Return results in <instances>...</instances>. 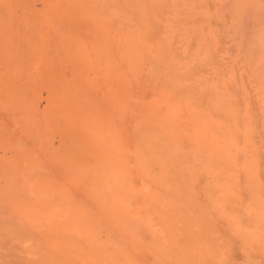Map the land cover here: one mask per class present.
<instances>
[{"label":"bare ground","instance_id":"bare-ground-1","mask_svg":"<svg viewBox=\"0 0 264 264\" xmlns=\"http://www.w3.org/2000/svg\"><path fill=\"white\" fill-rule=\"evenodd\" d=\"M155 1L160 2L159 0L158 1L155 0ZM6 2H8V4H9V2H11V0H0V10L1 9L4 10L7 7L5 10L6 13L4 11L2 12L5 16H2V17L0 16L1 17L0 18V63L3 64V66H2V64L0 66V67H2V68H0V71L1 70L4 71V76L3 75H0V76H1V78L6 76L5 78L7 79L6 81L3 80V82H5V83H0V90L1 89L3 90V87H5V86H6L7 90L9 89V88H7V84H9V83L12 84L14 82V75L16 76V74H17V76H18V74H19V77H15L16 79L17 78L20 79L19 82L21 81L20 75L25 77V79L24 78H22V79L25 80L24 81L25 84L27 83V87H25L27 90L26 89L23 90L25 84H23L24 85L23 86L22 82H20V83H21V86L23 87V89L20 88V85H19L20 83L17 82L18 79L15 81L16 83L12 84V85L15 84L14 87L16 86V84H17V86H19L18 87L19 93L21 91L20 89H22L24 91V93L21 92L22 93L21 99L23 100V103L22 102L20 103L19 99H17V97H19L21 93L20 94L18 93L19 96H17V94H14L16 96L12 95L13 92L9 93L14 99L10 98L9 94H8V91H10L11 89L6 91L7 94H6V92H4V94L6 95V98L15 100V101L11 100L13 103L21 104V105H18L20 107H17V105H15V107H13V105L7 104V107H8V105L10 106V108H11V106L13 107V110L12 109H10V110H12L11 113H13L14 117L12 115L10 118H12V117L13 118H15V117L20 118L18 121H17V119H16V121H14L15 119L12 120V121H14L13 122L14 125L16 123L17 124L19 123L18 125H22V122H23V124H25V127L23 126L25 128V131L22 128L21 129L26 133H24L22 131L21 134H23V135L25 134V135L22 136L23 139H21L19 137L21 135L18 134L21 132L20 127H19V129H17V130H19L20 132L18 131V133H16L17 132L16 130H15L14 134L11 133V131H10L11 136L15 135V133H16V136H18V137H15V136H14L15 138L11 137V136L9 137L7 135L8 134L7 132H5L7 134H5V133L2 134L5 130L4 127L6 128V130L8 128L7 117L9 115L8 111L7 110L4 111V109H3L2 113L5 114V115H3L5 118L2 115H1V118H4L5 120L3 119L4 122L1 121L2 119L0 120L1 121L0 132H2L0 134L1 135L0 140L2 138L1 141L4 140L3 142H6L5 144L8 145V146L7 145H5V146H7L8 149L10 148L11 150L10 149L9 150L11 152L13 151L12 152L13 154H12V156H10L9 159H11V162H14V163L10 164V166L12 165V167H9V165H8V167L7 166L4 167L2 165L3 167L1 170H3V171H0V172L2 174H4L3 176L6 175V177H7V175L10 177L13 176V178L11 177V178H8V180H7V181H9V180L13 179V181L12 180H11L12 182L6 181L7 184L11 183L9 185H13L17 181L19 186H21L20 189L21 188L22 189L20 190L18 187L17 190L22 191L21 195L23 193H25V194H23L24 196L22 195V197H24V198H22L20 195V192H19L18 194L20 196L16 195V197L17 196L20 197L18 199H20V200L23 199L22 201L25 202V200H27V199L29 200L30 197L34 198L35 202L33 201L34 204L31 203V204H33V206H31V207H30V205H31L30 202H29V205H26V202H25V207H24V205L20 204L22 202H20L16 199V202L17 201L20 202V203L17 202L18 204H20V206H17V207L18 208L21 207L23 210L24 209L26 210V212L23 213L22 209H18L19 212L22 210L21 212L23 213V215L26 213L28 215H25V216H28V217L34 219V221L32 220L33 222H30L31 220L29 222H27V220H24L27 218L23 217L22 213L19 214L18 211L16 212L24 218V219H22L21 216L19 217L20 220H23L22 221L23 224H24V221H26L27 223H30V224L32 223V228H30V232L31 231L33 232L34 229H35V231H39V230L43 231L42 229H44V232H42V233H45L46 236L48 235L47 238L50 239L48 243H50V245L52 246L51 251H52V253H54V255H55V251H57L58 254L59 253L61 254L60 251H65V254H61L62 256L63 255L66 256V254L71 252V251L72 252L74 251L73 254H75L76 253L75 251H77V253H76L77 255H78V251H87V253H88L87 257H86V255H84L82 253H81L82 254L81 256L82 257L84 256L85 259L87 258L86 260H87L88 264H94V263L100 264L102 262V261L99 262L97 260L95 254H94V251L95 252L99 251L102 254V256H103V254L105 255L107 253V251H121L122 255H120L121 253L120 254L118 253V254H119V256H122L123 258L122 257L119 258L117 255V259H115V257L113 256V258L115 260H117V261L114 260L115 264H117L120 261H122L123 263H118V264H182V262H178V261H180V259L178 260V258H176V256H175V253L178 251H186V252L189 251L188 255L191 254V252H193V251H196V253H199L200 251H202L201 253H199V254H201L200 256H198V254H196V253H192L195 255L189 256V257H191V259L188 257V259L191 263H192V257L195 258L194 256H198L197 257L198 259L200 257V261H202L201 257H202V253H204V252H205V254H203V256L204 255L206 256V254H207V257H206V259L208 258L207 261H209V258H211V256L214 255V256H212V259H210V260H211V262L212 261L215 262L217 260V257H215V256H217L218 253L220 254V252H221L220 248L223 245L225 247L228 245H231L230 248H228L229 246L226 248L223 246L222 248L225 249L224 250L225 252L229 251V252L225 253L226 257L228 255V253H230V251H231L232 257L234 258L233 260H235V262L232 259L231 260L233 262H231L230 260H228V261L231 262L232 264L233 263L237 264L238 261H240V260H244L241 262V264H246V263L252 264L250 260L254 256L251 255V257L253 256L251 258L249 256L250 254L248 255L247 250L250 251L251 247L254 246L253 248L255 249L257 246H259V249H261V251H264V215H263L264 214V212H263L264 211V205H263L264 199H263V197L260 196V193H262L263 194L262 196H264V188H262L264 186V183L261 184L262 183L261 179L264 180V166H263L264 161L261 160V162L263 163V165H262L260 160H259L260 157L258 159V156H261V154L264 152V149H263V147H264V131H263L264 130V128H263L264 127L263 126L264 119H262V117H264V116H262L263 114L262 115L258 114V113L254 114V115L258 114L259 116H256V117H259V118H260V116H262L261 120H263V121H261L260 119H258L256 122L257 118L254 117L255 118L254 124L256 125V123H258V121H259V123L261 121V125H262L261 126L258 123L256 126L260 130L257 129L255 126L256 131H253L254 129L252 130L253 126L250 123H246L244 120H242L241 121L242 124H243V122L246 123L244 136L242 135L243 132L241 134H240L241 131L238 132L239 130H241V128H238L239 126H237L236 123H235V126L233 125L234 123L232 125H230L229 127L232 126L231 128H229V127H227V125H225L227 130H224V128H223V131H222L221 127H224L223 124H227L226 122H224L222 124L223 120H225L226 115L229 116L230 114H233V113L235 114L239 109L243 110V108H241L240 105L241 106L244 105L245 110L243 111V113L246 111L244 114L245 115L247 114V116L252 115L256 111L258 112V110L259 111L263 110L264 106L262 107V106H260V104H258V103H261L259 100L262 98V94L260 93V91H258L257 93L258 94L260 93L261 97H259L256 93V95H257L256 98L257 97L260 98V99L257 98L258 101L255 100L256 99L255 97L254 98L252 97L253 94L251 92L250 93L248 92V94H250V95L252 94L251 96L242 97L244 95H248L247 91H245L246 89L245 90L242 89L243 83H241V82H243V81L240 82L242 84V86H239L240 83L237 84V81L235 80V75H234V77L230 76V78L228 79V77H227V79L229 81H231L233 84L231 82L227 81L226 87L228 86L230 88L229 89H228V87L227 88L223 87V88L225 89V91H227V89H228L227 92H230V95L233 92H235L236 94H238V92H239V94H241V97H240V96H236L234 93L236 100L235 99L232 100L226 96L227 94L225 95V93H227V92H225V93L223 92L224 89L222 88V86H220L221 83L219 81H218L219 83L218 82L216 83L212 79H211L212 81L207 80V83L210 82L209 84H211L210 88H208L209 86H205L207 84L205 81L206 80L205 77L203 80V78H201L203 76H200V73H193L194 75L191 73L194 76L193 78L196 81L201 80V84H203L202 80L205 81L203 84L205 87H204V90L202 91L204 97H205L206 91H208L211 88H214L217 93H218V91H221V89H222L223 90L222 93L224 95L220 94V95H222L221 97L225 96L227 98L222 99V102L221 101L220 102L223 103V100L225 102V101H227V99H229L228 102H230L231 105H233L232 103H234L233 107L229 104L230 106L229 105H228V107L226 106L227 107V109H226L223 104L221 105V103H219V100L215 101V99H214V101H213V98H209V100L210 101L212 100L211 102H213L211 104V102H209L207 97H205L206 98L205 100L202 99V100H204V102L202 103L203 105H202L200 103L202 100L198 99V97H197V96H199L200 92L197 93L199 90L196 91V88L198 87L197 85H199V87H198L199 89L202 87L200 82H199V84H198V82H196L197 85L195 83V86H197V87L194 86V90L192 89L193 87H191V86H190L191 89L189 90L188 88H186V85H183L185 83H182V81L184 82V80H182V79H184L183 76H180V78H182V79H179V77H177L179 79L178 80V79H175V77L171 76L172 77L171 78L168 75V71L166 72L167 69H165V68H167L169 65L166 67V65L164 66L161 64V66H163L164 68L161 67V69H159L157 66L160 65V62L158 61L160 58H162V59H160L161 62H162V60L164 63L166 61L167 64H170V67H173V66H171L172 65L171 62L169 63V61H170V55L169 54L172 52V49H170V48H173L171 46L173 45L174 42L171 43L172 45H170V42H168V40H167L169 38H166V36L164 37L166 39H164V38L160 39V37L162 38L163 35L160 36L161 34H159V33H161L163 31V29H161L162 30L161 32H160V28L157 29L161 25H158L159 22H157V19H156L157 18L156 15L158 14L157 12L161 13L162 10L164 11L165 6L163 7V5H165L167 3H162L161 5H159L160 3H158L155 5V3L152 0H151V2L149 0V2H148V3H150L149 4L150 7H149L148 5H146L144 3V0H42V2H43L42 5H43L44 9L40 8V10L42 12V14H40V13H38L40 11L34 10L36 8H34V7H33L34 9L31 8V6L29 5V3L31 2L30 1L28 4L26 3L27 5L26 4L24 5V6H27V7H25L26 10L23 8L25 11L22 12L20 10L21 11L20 13H23L22 14L23 16H19L20 14L19 15L17 14L15 7H13L14 5L13 6L8 5L9 6L8 7V6H6L7 5ZM235 2H237V1H235ZM219 3H221V2H219ZM35 4H37V3H35ZM31 5L34 6V4H31ZM169 5L166 7H170ZM1 6L2 7L5 6V8H2ZM160 6H162L161 8H164L161 11H159L161 9ZM171 7H172V5H171ZM38 8H39V6H38ZM147 8H151V10H154V12L156 10V13L154 14V12L151 11L152 14H149L150 16H146V14H142L141 10H144ZM125 9L126 10L128 9V10L126 11ZM138 9L140 10L141 15H137L139 13ZM42 10H44V11H42ZM129 10H130V12H132L131 14H133L132 17L135 15L138 17L141 16L139 18L138 23L136 25H134V27L132 26L133 24L130 25V21L132 22L133 18L130 17L131 14H130V12H128ZM135 10H138V11L136 12ZM35 11H38V12H35ZM174 11H176V10L174 9L172 12L174 13ZM185 11H186V9H185ZM25 12H26L27 16H28L29 12L30 13L33 12V14L35 13V16L33 17V14L31 13L32 17H31V15H29V18H31V19H29L27 16L24 17ZM134 12L136 14H134ZM168 12L171 13V11H168ZM36 13H38V14H36ZM163 13L165 14V12H163ZM176 14H177V12H176ZM196 15H198V14H196ZM204 15H205V13H204ZM17 16H19V19L24 17L25 18L24 20H26V21L21 23V22H18L19 21L18 20L17 21L18 23H17L16 22L17 19H15V17H17ZM136 16L134 18L137 19ZM168 16H169V14H168ZM170 16L172 17L171 14H170ZM209 16L211 17L210 14H209ZM160 17H162V19L164 18L163 15ZM27 19L29 21H27ZM168 19H171V18L169 17ZM206 19H207V17H206ZM24 20L22 18L21 21H24ZM164 22H165V20H164ZM173 22H175V21H173ZM177 23H180V22H177ZM185 23H186V20H185ZM184 24H181V25H184ZM21 25H23V26L21 27ZM218 25H220V24L218 23ZM128 26L131 27V29L128 28ZM156 26H158V27H156ZM24 27L26 28V30H24L25 29ZM207 27H208V25H207ZM27 28H29V30L32 29L31 30L32 32L29 31V33L27 34V37H26V33H24V31H27L28 30ZM98 28H100V29H98ZM161 28H163V27H161ZM186 28H188V27H186ZM21 29H23V30H21ZM96 29H98L97 32H95ZM165 29H166V27H165ZM189 29H191V28H189ZM193 29H194V27H193ZM204 29H206V28H204ZM22 33L25 34L24 38L22 37L23 36ZM173 34H171V35L173 36ZM171 35H169V37ZM185 35H188V34H185ZM189 35H190V33H189ZM196 35L199 36L200 34H196ZM176 36H177V34H176ZM180 36H182V35H180ZM180 36H177L176 39L178 40V37H180ZM170 38L172 39L173 37H170ZM186 38H187V36H186ZM199 38H200V36L197 37L198 40H199ZM171 39H169V40H171ZM163 40H165V41H163ZM177 40H175V42ZM156 41H159V43L161 42V44L162 43L163 44L161 45V48L159 47L160 44L158 46L159 48L156 45L157 49L155 48L156 50H153L151 48V46ZM210 43H212V42H210ZM261 44H263V43H261ZM224 46H225V44H224ZM159 49H161L162 52H160V55H159L160 58L157 59V56L155 57L154 55L159 54V52H158ZM174 50L175 49H173V52L176 53V55H178L177 52H175ZM154 51H156V52L154 53ZM204 52H206V51H204ZM204 52H200V53L207 54ZM194 54L195 53H193V55ZM211 54H212V52H211ZM162 55H164V58ZM183 55H184V53H183ZM186 55H188V54H186ZM193 55L191 54V56H193ZM178 56H180V55H178ZM197 56H199V54H197ZM70 58H74V59L70 62ZM181 58L179 57L178 59H181ZM166 59L167 60L169 59V60L167 61ZM199 59H200V57H199ZM156 61L159 62L158 63L159 65L156 64ZM209 61L211 62V60H209ZM209 61L207 60V63H205V61H203L205 63V66H206V64L209 63ZM197 62H198V60H197ZM203 62H201V63H203ZM174 63H175V61H174ZM181 63H184V62L181 61L180 63H178V65L176 64L177 65V66L175 65L176 68L179 71L180 70H186L188 68V65H182ZM198 63L196 65H198ZM204 63L200 64V66L202 65V68H203L202 70H204V68H206V67H203ZM212 63H213V61H212ZM185 64H187V63H185ZM237 64H240V63H237ZM208 65H207V68H208ZM214 65H215V63L213 64V67H214ZM213 67H211V68H213ZM197 68H199V66ZM211 68H209L208 70H212ZM174 70H176V69H174ZM196 70L194 69L193 72H195V71L199 72L198 69H196ZM202 70H200V72ZM213 70H214V68H213ZM251 70L249 69L250 74L252 72ZM2 71L0 72L1 74L3 73ZM214 71H213V75H215ZM170 72H172V70ZM176 72H178V71H176ZM176 72H175V74H176ZM190 72L191 71H188V73H190ZM210 72H212V71H210ZM6 73L9 75H5ZM13 73H14V75L12 77L11 75ZM172 73H174V72H172ZM147 74H149V77L151 76V78H149ZM205 74H206V72H205ZM178 75H179V73H178ZM195 75L199 76L201 79L197 80ZM210 75H211V73H210ZM229 75L230 74H228L226 76H229ZM8 76H11L12 78L9 77L10 78L9 79ZM184 76H186L187 83L192 80L191 78H190L191 80H189V77H191V76H189V77H188V75H184ZM241 76H244V75H241ZM199 77H197V78H199ZM233 78L236 81L235 82L236 84L233 82ZM8 79L9 80L12 79L13 81L12 80L9 81ZM154 79H155V81H153ZM242 80H243V77H242ZM245 80H246V78H245ZM7 81H9V82H7ZM192 81H194V80H192ZM212 82H215V84H217V88H219V86H220L221 89L220 90L216 89L215 84L213 86ZM228 83H230V84H228ZM11 84H9L8 87H11L12 86ZM31 84H33L34 87L31 88ZM234 84H235V86L238 85V86H236L238 88L242 87L241 89L243 90L242 92H244V93L242 94L240 92L241 90L236 88L234 86ZM263 85L260 84L261 87ZM223 86H224V84H223ZM42 88H44V89H42ZM207 88H208V90H207ZM235 88L238 90H236ZM262 88L264 89V86ZM40 89H42V91L46 90L45 93L47 94V100H45V101H47V105H45L46 108L44 107L43 109H46V111L47 110L48 111L47 112L45 111L47 115L43 117L42 121L39 118V113H36L38 111L37 107L35 105H33L36 103L35 100L38 98L37 97L35 99L34 97L36 96L37 91H39V93L41 92ZM183 89L185 90V91H183L185 94H182L183 92H181ZM187 90H189V91L193 90V92L189 93V91H187ZM211 90L208 91L209 92L208 94H210V92L213 91V90L212 91ZM229 90H232V93ZM258 90H260V89H258ZM1 91H0V94H1ZM14 92H15V88H14ZM16 92H18V91H16ZM261 92H264V91H262V89H261ZM213 94H214V92H213ZM230 95L228 93L229 97H230ZM213 96H215V95H213ZM43 97H41V99ZM238 97H239V99L240 98H242V99H240V101H238ZM0 98H1V96H0ZM33 98H34V100H33ZM199 98H200V96H199ZM243 99H245V100H243ZM1 100L2 99H0V101ZM38 100L40 101V99H38ZM43 100H41V101H43ZM199 100H201V101H199ZM33 101H34V103H33ZM205 101H206V103H205ZM207 102H209L210 105L212 106L209 108V111H208L209 115H211V113H212L211 111L215 110V112L216 111L218 112V110L220 109L219 106L221 105L220 106L221 109L219 110L221 114L219 112L217 114V112H216L215 116L219 115L223 118L217 116L219 118L218 119L217 117H215L213 114L215 112H213L212 113L213 115L210 117H208V114L207 115L203 114V116H202L201 115L202 112L205 111V108L208 107ZM214 102H215V106L213 107ZM216 102H218V103H216ZM238 102H240V105L238 104ZM24 103L26 104V106L29 105L30 109L33 106L36 107V108L34 107V110L36 109L37 111L36 112L34 111V113L32 110L33 108L31 109V112L34 114L33 116L30 115L32 113L29 112L30 110L28 107H25ZM37 103L39 104V102H37ZM37 103H36V105H37ZM5 104H6V101H5ZM262 104L264 105V103H262ZM3 105H2V107L5 106V105L4 106ZM22 105L24 106V108ZM204 105H205V108H204ZM256 105H258L257 108L262 107L263 109H260V108L257 109ZM235 106H237V107L235 108ZM230 107H232V108H230ZM238 107H240V108H238ZM234 108L236 109V111L233 110ZM237 108H238V110H237ZM222 109H223V112H221ZM225 109H226V111H224ZM201 110H202V112H200ZM232 110H233V113H232ZM27 111H28V113H27ZM5 112H7L8 115ZM240 112L242 114V111H240ZM240 112H239V114H240ZM263 112L264 111H262V113ZM67 115H74L75 118L73 116H71L72 118L70 116H68L69 117V119H68ZM75 115L79 116V119L77 120L78 122H76V119L78 117H76ZM200 115H201V117L206 116L208 118L204 117L206 119H203V118L201 119ZM222 115H224V116H222ZM61 116L63 119L61 118ZM56 117H58L59 119L61 118L62 120H64V118L68 119L67 121L65 119L64 122L69 121V122H71L70 123L71 125H68L69 122L67 124L65 122L66 125L63 124V126L62 125L60 126L59 124H61L62 121L60 120L61 123H59L57 121ZM234 117L235 116H232L230 118V116H229L230 120L233 119L234 122H238L235 120L238 117L237 118L235 117V119H234ZM243 117H244V115H243ZM54 119H56V123H55ZM71 119H73L75 122H72ZM227 119H228V117H227ZM10 121H11V119H10ZM239 122H240V120H239ZM72 123H76V124L72 125ZM239 124L240 123H238V125ZM259 125H260V127H259ZM47 128H51L52 132L55 131V133L57 135H55V133L51 132L53 134V137L60 135L61 139H58L57 142L59 140L61 141L60 146L63 148L62 152H61V150H57L59 148L54 149L55 146L52 143H50V141L47 142V144L48 143H50V144H48V145L45 144L47 139L46 140L42 139L43 137L46 138L45 134H47V136L52 135L50 133H45L47 131L45 129H47ZM232 128L238 129V131L235 129V132L237 131L238 133L236 132L237 134L234 133V134H231V136H227L228 132H226V131H228V129H229V133H232L231 130H234ZM261 128H262V131H261ZM26 129H27V131L30 130L29 131L30 133H28L26 131ZM220 130H221V132H223L221 134L222 135L224 134V136H222L220 134ZM224 131H225V133H224ZM12 132H13V130H12ZM262 133H263V137H262L263 140L260 138L262 136ZM42 134L45 136H43ZM255 134L257 135L258 138H260V140L262 142L260 140H258V138L257 139H256V137L254 138V136H256ZM258 134H261V135H258ZM2 135H3V137H2ZM242 137H243V139H242ZM24 138H25V140H24ZM53 141H55V139ZM77 141L81 142L80 145L82 147L79 146L80 152L77 153L78 150L75 151L76 149L73 150L74 152L70 151V150H72L71 147L77 148L76 147ZM256 141H258V143H263V145L262 146L259 145ZM74 143L76 144V146ZM90 143H95L96 147L100 146L101 148L99 147L100 149H98V150L96 149V151H98V152H96L95 155H92V153L94 152V150H93L94 148L93 149L90 148L92 150L91 151L92 153L90 152V154H91V156H93V158L90 155H88L89 154L88 151H90L88 148L87 149L88 150L87 151V157L89 158V156H90L93 160L91 158H89L90 159L89 163H91L90 161H93V163H91V164L87 163L84 165L83 161L85 160L84 158H86V157L83 156V154L85 152L82 151L83 153H81V150H83L84 146H86L87 144H90ZM28 144H31V145L35 144L36 147L38 146L39 148L37 147L38 149H34V148L30 149V148H28ZM84 144H86V145H84ZM58 145H59V143H58ZM257 145H259V146L257 147ZM50 146H52L53 149L51 147L50 148L51 151L49 152L48 148ZM260 146L263 149V152L260 151V153H259V150L261 149ZM0 147H2V146H0ZM29 147H32V146H29ZM57 147H59V146H57ZM87 147H91V145L86 146V148ZM248 148L251 149V151H253L252 152V154L254 153L253 155L252 154L247 155V153H248L247 149ZM58 151H60L61 153H59ZM242 151L244 152V155H245L244 159H243V156H241ZM245 151H247L246 154H245ZM2 152H3V150H2ZM80 155L83 157L81 158ZM240 156L243 159L242 164H241L242 166H240V164H239V162L241 160ZM263 156H264V153H263ZM263 156H261V158L264 159ZM49 157H51L52 160H50ZM79 159L81 161H79ZM82 159H84V160H82ZM20 161H22V164L19 163ZM213 162H215V164H217V162H218V164L221 163L220 164L221 166L223 163V165H225L226 168H228L229 166H236V164L239 165L238 166L239 168L243 167L242 169H238L239 174L241 173V171H243L244 177H242V178H244L246 180V183L247 182L250 183L251 186L253 187V189L255 190L253 195H251L249 198L245 197L244 192L241 190L242 188L240 189L241 184H239V182L241 180L240 181L238 180V182H237V179H232L234 176V175L232 176V174H234V173L231 174V172L230 173L228 172V171H231V168L230 169L228 168L229 169L228 170L224 166L225 170L226 171L228 170L227 171L228 175L226 174L227 175L226 176L225 173H223L224 170L222 169V167H220V169L223 171L222 172L221 170H219V173H220V171L222 172V173H220V176H222L223 177L222 180L225 179V181L222 182V180H220L221 182L220 181L218 182V180H216V177H218L219 179H221V178L218 176L219 173H217L218 175H213L214 170L217 169V167H216L217 165L215 166V164H214V166L216 168L213 167ZM7 164H9V163H7ZM20 165L21 166L23 165V166L20 167ZM87 165H90V167L86 168ZM261 165L263 167H261ZM211 166L214 168L213 172H212L213 168H211ZM261 168H263V169L261 170ZM203 169H204V171H200ZM215 171L218 172V169ZM192 172H197V174H201V172H203V174L199 175V176H201L200 181H203L207 186H209V187H207L208 189L213 188L216 191H218L217 189H219L218 193L220 195L217 194L219 197H218V200H216L218 205L221 206L223 204V202H226V201L233 202L234 197H236L235 198L236 204H238L240 206L243 204V206H241V207H243V208L245 207V209H243L245 211L242 212L243 216H245L244 214H246V216H249L250 213H251V215L253 214L254 217H252V218H255L256 219L255 221H254V219H252L253 221L250 220L251 219L250 217L245 218V219L250 218L248 221L254 222L252 229L250 231L248 229H247L248 231H246L244 229L246 224L244 226L241 225L243 227L242 228L243 234L246 235L244 239L247 241V238H249L250 243H252L253 246L252 245L250 246L249 242L247 241V244L249 246L246 245L248 247H244L245 245L243 246L242 242H241L240 244L242 246H240V247H242V248L244 247V249L242 250V248H240V247L238 249L237 246H239V245L237 244L236 239L234 237H231L230 238L231 241H229V242H228V240L223 241L226 244H227V242L228 243L232 242L228 245H225L224 243H219L222 240V239H220L221 236L215 237V235H217V233L216 234L213 233L214 234L213 235L211 233L210 229H209V232L207 233V231H208L207 228L209 226H207L208 224L206 223V221L203 218L204 214L202 213L203 217L200 215L198 217L197 216L198 214L190 211L191 209H193L192 207L194 206V204H192V203H191V206L192 205L193 206L191 208L186 207V206L183 207L184 210H186V209L188 210L190 208L189 211L194 215V219H193V216L190 215V212L188 213L186 211L188 213V214L186 213V215H188V216L190 215L192 218L190 216L189 217L186 216L187 219L189 218L187 220V221H189V223L187 221H185V223L188 224V226L191 224L190 225L191 227H187V225H185L184 222L179 223L178 221H180V219H178V217L175 219L176 215H174V214H177V216L180 217V214L177 213L179 211V210H177L179 207H177L175 205L184 204V201H183L184 198H183V200H181L179 198H177V200L166 199L165 198V190L163 191L164 186H161L159 184V182H160L159 179L161 178L160 176H163L166 178L167 177L173 178V177H175V175H176V177L177 176L184 177V176H190L189 174L192 175ZM216 172H215V174H216ZM221 174H223V175H221ZM229 174L232 176L231 180L229 179L230 178ZM212 175L216 176V177H213ZM241 175H242V173H241ZM240 176H238V177L241 179ZM203 177H206V179L207 178L208 179L206 180ZM234 177H236V176H234ZM172 178H170V179L172 180ZM187 178H189V177H187ZM227 178H228V181H227ZM189 179L191 180V179H193V177L189 178ZM78 180L80 181V183L76 184V182ZM190 180H188V181H190ZM174 181L175 180H173L171 182L173 183ZM196 181L194 182V180H193L191 182H194V184H196ZM101 182L103 183V185ZM169 182H170V180H169ZM185 182H187V181H185ZM231 182H233L235 184H232ZM241 182L243 183V181H241ZM183 183H184V180H183ZM201 183H198L197 187L199 184L202 185ZM230 183H231V185H230ZM189 184L191 185V183H189ZM189 184H187V185H189ZM190 185H189V187H191V190H190L191 192L190 191L188 192L190 195V198L188 200L191 201V198H192L193 202L195 201L196 205H198V206H200L201 201H203V200L206 201V199H204V198H206V196L209 197L210 195H212V194L207 195V192H204L205 194H203V192H202V194H200V193L196 194V192H198V190L195 192V194H192L193 193L192 191L195 190V188H193L195 185L194 186L193 185L190 186ZM261 185H262V187H261ZM5 186H4L5 190H4V188H2L4 190V192L2 191L3 193H7L5 191L8 189L7 188L8 185L6 187ZM15 186H18V185L16 184ZM202 186H200V187L202 188ZM236 186L241 190L240 191L238 189V193H237L238 195L237 196L235 195L236 193H234V191H233V190H235V192H237ZM162 187H163V189H162ZM184 187L186 189V186H184ZM184 187L182 186L180 188H184ZM197 187H196V189H198ZM203 187H205V186H203ZM171 188H173V187H171ZM185 189H181L180 192L182 190L184 191ZM187 189H188V187H187ZM199 190H200V188H199ZM169 191L170 190H168V192ZM177 191H179L178 187H177ZM201 191H202V189H201ZM211 191H209V192H211ZM27 193H29V195L31 194V196L28 197ZM98 193H104V196H103L104 198L101 199V197L98 195ZM0 195L3 196L2 198H0L1 200L3 198H6V200L9 198V196H8V198L6 197L7 194L2 195V193H1ZM25 195L28 198H26ZM171 195H172V193L170 192L169 197ZM197 195H198V197H197ZM199 195L200 196L206 195V196L200 197ZM259 196L261 197L262 202L259 201ZM155 198H157V199H155ZM10 199L12 200L13 197L12 198L10 197ZM226 199H228V200H226ZM247 199L249 202H248V205L247 204L245 205V203H246L245 201H247ZM3 200H4V202H3ZM3 200H2V204H4V205H2V206H4V207H2V208L6 209L7 207H5V202H7L9 199L7 201H5V199H3ZM28 200H27V202H28ZM12 201L14 202L15 200H12ZM12 201L11 202L8 201V202L11 205L12 204L14 205V203ZM208 202L206 205L209 208V211H211L212 208H211L210 204H208ZM210 202H211V200H210ZM212 203H214V201ZM224 204H226V203H224ZM27 206H29V209ZM220 206L219 207L217 206L218 210H219ZM0 207H1V204H0ZM173 207H175V208L177 207L176 212H173L174 210L173 211L171 210L172 212L169 211L170 209H175ZM246 207H248V208H246ZM213 208H214V206H213ZM227 208H229V207H227ZM246 209L249 210V211L247 210L248 211L247 213H246ZM0 211H1V209H0ZM3 212L4 211H2L1 213H3ZM211 212H213L214 214L210 213V218L212 215H214L216 217L215 214L219 213L220 210L217 213L214 210H212ZM227 212H228V210H227ZM234 212H236V211H234ZM171 213H173L174 216ZM240 213L238 214V212H236L233 214H237L238 216H241V219H242L243 216L240 215ZM227 214H229V212ZM195 215L198 217L197 218L198 220L195 219ZM217 215H219V214H217ZM230 215H228V216H230ZM105 216H108V218L111 217V219L108 220ZM117 218H118V220L121 219V221H122V223H120L121 224L120 227L117 224V222H118ZM171 218H173V219H171ZM217 218H215V219H217ZM223 218L224 217H222V219ZM190 219H192V220H190ZM206 219H208V218H206ZM209 219L207 220L208 222L210 221ZM219 219L220 220L217 219L218 222H215L211 218L212 222L210 221L209 224L212 223V224H214V225H212V227L216 226L219 229V226H220L219 221H221V218L219 217ZM4 220H6V218ZM115 220H117V222ZM174 220L176 221L178 228H180V229H178L179 231H181V229H182L180 227V225H182V227H184L183 230H185V228H187V229L189 228L188 230L191 231V233H189L190 237H189V240H187V242L184 241V239L185 238L188 239L187 237L189 235L188 236L185 235L186 233L183 230L179 233V231L176 229L177 227H176V223ZM182 220L183 219L181 218V221ZM194 220L196 223L194 222ZM224 220H225V218H224ZM226 221H229V220H226ZM22 222L20 225H22ZM115 222H116L117 226H115ZM154 222L156 223V225L158 227L153 226L152 223H154ZM232 222H233V220H232ZM232 222H229V224ZM222 223H223V221H222ZM235 223L236 222H234V224ZM243 223H245V222H243ZM10 225L11 224H9V226ZM26 225H28V224H26ZM192 225L194 226V229H193ZM235 225H237V224H235ZM235 225H234V227H233V225H231L232 227L231 226L230 227L232 229L233 228L235 229ZM21 228H23V226H21ZM38 228H40V229L38 230ZM195 228H197V229H195ZM217 228H215V229H217ZM223 228H221V229L223 230ZM27 229L29 230L28 226H27ZM16 230H18V229H16ZM20 230H19V232H20ZM224 230H226V229L224 228ZM224 230L221 232L224 233ZM233 230H232V232L230 231V229L228 231L230 234L235 233V232H236L235 234H237V230H234V232H233ZM40 231H39V233H40ZM176 231H178V233ZM32 232H31V236L34 233V232L33 233ZM215 232H217V231H215ZM9 233H8V235H10ZM0 234H2V233H0ZM40 234H38V236H40ZM101 234H105L106 236L105 235L100 236ZM182 235L185 237H182ZM226 235H227V237L229 236L228 233H226ZM226 235L224 233V238L226 237ZM5 236H4V238L8 239V236L7 237H5ZM26 236H24V237H26ZM191 236H196L195 240L193 239V241H195L193 243L191 240L192 239ZM10 237H9V239H11ZM102 237H103V239H102ZM28 238L29 237L27 236V238H25L26 241L25 240L20 241V244L21 243L24 244V242H25L26 248H27L28 244L33 243V242H31L32 240H29ZM33 238H35V237H33ZM3 239L0 238V243H1V240H3ZM27 239L29 241H27ZM202 239H204V240H202ZM216 239L219 240V242ZM8 240L5 241V243H3V244H6V242H8ZM205 240H206V242H205ZM207 240L208 241L211 240V243H210L211 247L208 248L209 250H207L206 248L203 247L204 245L206 247H208L209 244L208 245L206 244V243H208ZM215 240L218 243L215 242ZM9 241H11V240H9ZM33 241H35V240H33ZM196 241H198L197 244H196ZM2 242H4V241H2ZM42 242H40V243H42ZM44 243L47 244V242H44ZM187 243H189L190 246ZM216 243H217V245H216ZM253 243H255V244H253ZM16 244H18V243L16 242ZM25 244H24V246H22L23 249L25 248ZM244 244H246V242ZM33 245H30V246L28 245L29 247L27 249H29L30 251H32V250L38 251L39 248H37L38 250L36 249V247H38V245L36 244L37 245L36 246L35 243ZM193 245H195V246L192 247ZM16 246H18V245H16ZM70 246H71V248H70ZM218 246L220 248H218ZM2 247H4V246H2ZM2 247H0V251H2V249H1ZM30 247L31 248L34 247L35 249H33V248L31 249ZM245 248H248V249H245ZM257 248L255 251L259 250V249L257 250ZM9 249H10V247H9ZM9 249H7V250H9ZM226 249H228V250H226ZM11 250H12V247H11ZM42 251H43V249H42ZM66 251H67V253H66ZM88 251H91V253H89ZM135 251H138L139 253L137 254V252L135 253ZM165 251H168V253H166ZM174 251H176V252H174ZM207 251L208 252L210 251V252L207 253ZM211 251L212 252L213 251L214 252L219 251V252L216 255V253H214V252L211 253ZM222 251H223V249H222ZM238 251L241 253H238ZM242 251H244L245 254L247 253L246 255H248L247 257H249V258H247L246 255L244 254V252L242 253ZM251 251H252V249H251ZM57 252L55 255L57 257H55V256L53 257V255H52V257H53L52 259L47 258V257H49V254H47L48 252L46 253V251H45V253H44V254H47L48 256L42 254L44 259H45L44 256H46L45 260L48 261V262L46 261L47 262L46 264H49V263L51 264L52 262L54 264H57V263L59 264L61 262L65 263L64 259H65V261H67L66 264H74L76 262L77 257H75L73 254L70 255L72 252L69 253V255L75 257V259L72 257L74 260L71 258V261L72 262L74 261L73 263H71V261H69L70 260L69 255H67L68 259L65 256H63L64 257V259H63V257H61V255H60V257L58 256ZM100 253H99V255H100ZM231 253H230V255H231ZM107 254L105 256H106L107 260L109 259L110 264H111L112 263L111 260L113 261V258L111 256H108ZM179 254H180V252H178V255ZM109 255H110V253H109ZM183 255L188 256L187 253L183 254ZM42 256L40 254V258ZM78 256H80V253ZM105 256H103V258ZM219 256L221 257V255H219ZM55 258H58V260H60V261H58ZM84 258L82 259V261L84 260ZM254 258H256V256ZM3 259H5V258H3ZM50 259L52 262L50 261ZM54 259L57 261V263L54 261ZM118 259H120V261H118ZM206 259H204L205 262H206ZM256 259H254L255 262H256ZM33 260H34V258H33ZM204 261H202L201 263H204ZM224 261H226V259ZM228 261L223 263V264H229ZM8 262H9V259H8ZM79 262H81V259H79ZM196 262H199V261H196ZM40 263L44 264V262H40ZM201 263H199V264H201ZM2 264H5V263H2ZM8 264H10V263H8ZM212 264H213V262H212ZM214 264H219V263H214ZM253 264H254V262H253Z\"/></svg>","mask_w":264,"mask_h":264},{"label":"rangeland","instance_id":"rangeland-1","mask_svg":"<svg viewBox=\"0 0 264 264\" xmlns=\"http://www.w3.org/2000/svg\"><path fill=\"white\" fill-rule=\"evenodd\" d=\"M23 1V2H22ZM31 1V2H30ZM35 1V2H34ZM11 0V2H9V4H8V2H6L7 3V5L6 6H13V7H15V10H16V12H17V14L19 15V16H23L22 14L23 13H20L21 11L23 12V11H25L26 9H25V7H27V6H24L26 3L28 4L29 2V5L31 6V8L32 9H34V8H36V9H34V10H38V11H40V12H38V11H35V12H38V13H40V14H42V12H41V10H40V8L41 9H44L43 8V2H42V0ZM154 3H155V5L156 4H158V3H160L159 5H161L162 3H167V4H165V5H163V7L165 6V9L164 8H161L162 6H160V10L159 11H161L162 9H164V11L162 10L161 11V13H159V12H157L158 14V16L156 15V19H157V22H159L158 23V25H161V26H156V27H158L157 29H159L160 28V32L162 31L161 29H163V31L161 32V33H159V34H161L160 36H162V38L160 37V39H163L165 36H166V38H169V39H171L170 37H175L176 36V34H177V36H180V35H182V36H180V37H178V40L176 39L177 38V36L174 38L175 40H177L176 42H175V40L172 38L171 40H169V39H167L168 40V42H170V45H172L171 43H173V45L171 46V47H173V48H170V49H172V52L169 54L170 55V61H169V63L171 62V66H173V67H170V64H167V62L165 61V63L163 62V60H162V62L160 61V59H162V58H160V52H162V50L161 49H159V54L158 55H154L155 57L157 56V59H159L158 61L160 62V65L158 64L159 62L158 61H156V64L157 65H159V66H157L159 69H161V67H163V66H161V64L162 65H166V67L167 68H165V69H167L166 70V72L168 71V75L171 77H175V79H178L177 77H179V79H182V78H180V76H183V78L184 79H182V80H184V82L182 81V83H185V84H183V85H186V88H188L189 90L191 89V87H193L192 89L194 90V86H195V83L196 82H198V84H199V82H200V84H201V80H199V79H201V78H203V80H204V77H205V81H206V83H207V80H213V81H215L216 83L219 81L221 84H220V86H222V88L223 87H225V88H227L226 87V83H227V81L228 82H231V81H229L228 79L230 78V76L232 77H234V75H235V80L237 81V84H239L241 81H243V82H241V83H243V86H242V84L240 83L239 84V86H242L241 88L243 89V90H245V91H247V94H248V92L250 93H252L251 95H252V97L254 98H256V96L258 95L259 97H261V95H260V93L262 94V100L259 98V97H257V98H259L260 100V102L261 103H258V104H260V106H264L262 103H264V92H261V89H262V91H264V89L262 88L264 85V0H159L160 2H156L155 0H152ZM158 1V0H157ZM163 1V2H162ZM175 1V2H174ZM206 1V2H205ZM216 1V2H215ZM235 1H237V2H235ZM263 3H262V2ZM33 2V3H32ZM42 2V3H41ZM149 2V0H144V3L146 4V5H148L149 6V4L150 3H148ZM150 2H151V0H150ZM152 2V3H153ZM218 2V3H217ZM219 2H221V3H219ZM259 2V3H258ZM12 5H11V4ZM35 3H37V4H35ZM202 3V4H201ZM26 4V5H27ZM31 4H34V6H32ZM170 4V5H169ZM192 4V5H191ZM3 5V4H2ZM16 5V6H15ZM36 5V6H35ZM170 6V7H166V6ZM171 5H172V7H171ZM178 5V6H177ZM194 5V6H193ZM258 5V6H257ZM8 6V7H9ZM38 6H39V8H38ZM41 6V7H40ZM2 7V6H1ZM34 7V8H33ZM150 7V6H149ZM190 7V8H189ZM231 7V8H230ZM2 8H5V6L4 7H2ZM7 8V7H6ZM6 8L4 9V10H0L1 12V14H0V16L2 17V16H5L2 12L4 11L5 13H6ZM25 10H24V9ZM168 8V9H167ZM182 8V9H181ZM23 9V10H22ZM150 9V10H149ZM167 9V10H166ZM176 10V11H174V13L172 12L173 10ZM185 9H186V11H185ZM195 9V10H194ZM21 10V11H20ZM126 10V9H125ZM124 10V11H125ZM128 10V9H127ZM126 10V11H127ZM139 10V9H138ZM138 10H135L136 12L138 11ZM158 10V9H157ZM42 11H44V10H42ZM154 12V10H151V8H147V9H144V10H141V12H142V14H146V16H150L149 14H152V12ZM168 11H171V13L170 12H168ZM188 11V12H187ZM236 11V12H235ZM15 12V13H16ZM28 12V11H27ZM34 12V11H33ZM33 12H31L32 14H33ZM128 12H130V10L128 11ZM140 10H139V13L137 14V15H141L140 13ZM163 12H165V14L163 13ZM176 12H177V14H176ZM30 12H29V14H28V16L26 15V12L24 13V17H28L29 18V15H31V17H32V14H31ZM38 13H36V14H38ZM132 12H130V14H131ZM156 13V10H155V12H154V14ZM204 13H205V15H204ZM214 13V14H213ZM16 14V15H17ZM129 14V13H128ZM129 14V15H130ZM134 14H136L135 12H134ZM161 14V15H160ZM168 14H169V16H168ZM170 14L172 15V17L170 16ZM196 14H198V15H196ZM209 14L211 15V17L209 16ZM128 15V16H129ZM132 15L133 14H131V16L130 17H132ZM164 16V18L162 19V17H160V16ZM167 15V16H166ZM208 15V16H207ZM19 16H17V17H15V19H17L16 20V22L18 21V22H21V23H23V22H25L26 20H24L25 18L24 17H22L23 18V20L24 21H21L22 20V18H20L19 19ZM35 16V13L33 14V17ZM39 16V15H38ZM136 16V15H135ZM135 16H133L132 18V22L130 21V25H132L133 27H134V25H136L137 23H138V21H139V18L141 17H138V16H136L137 17V19L136 18H134ZM176 16V17H175ZM214 16V17H213ZM0 17V18H1ZM44 17V16H43ZM171 18V19H168V18ZM202 17V18H201ZM206 17H207V19H206ZM183 20H182V19ZM3 19V18H2ZM29 19H31V18H29ZM135 19V20H134ZM174 19V20H173ZM176 19V20H175ZM4 20V19H3ZM131 20V19H130ZM164 20H165V22H164ZM170 20V21H169ZM178 20V21H177ZM185 20H186V23H185ZM189 20V21H188ZM213 20V21H212ZM27 21H29L28 19H27ZM137 21V22H136ZM173 21H175V22H173ZM221 21V22H220ZM15 22V23H16ZM17 22V23H18ZM156 22V23H157ZM177 22H180L181 24H184V25H181L180 23H177ZM193 22V23H192ZM16 23V24H17ZM173 23V24H172ZM215 23V24H214ZM217 23V24H216ZM218 23L220 24V25H218ZM20 24V23H19ZM223 24V25H222ZM18 25V24H17ZM129 25V26H130ZM177 25V26H176ZM187 25V26H186ZM206 25V26H205ZM207 25H208V27H207ZM23 25H21V27H22ZM128 26V28H130L131 29V27H129ZM155 26V25H154ZM170 26V27H169ZM19 27V26H18ZM28 27V26H27ZM30 27V26H29ZM161 27H163V28H161ZM165 27H166V29H165ZM171 29H169V28ZM175 27V28H174ZM178 27V28H177ZM186 27H188V28H186ZM193 27H194V29H193ZM25 28V27H24ZM23 28V29H24ZM155 28V27H154ZM177 28V29H176ZM189 28H191V29H189ZM204 28H206V29H204ZM23 29H21V30H23ZM28 30V32L27 31H24V33H26V37H27V34L29 33V31H31V30H29V28H27ZM98 29H100V28H98ZM98 29H96V31L95 32H97L98 31ZM156 29V30H157ZM24 30H26V28L24 29ZM165 30V31H164ZM210 30V31H209ZM212 30V31H211ZM233 30V31H232ZM193 31V32H192ZM197 31V32H196ZM205 31V32H204ZM221 31V32H220ZM230 31V32H229ZM32 32V31H31ZM174 34H173V33ZM199 32V33H198ZM24 33H22V37L24 38V36H25V34ZM189 33H190V35H189ZM206 33V34H205ZM209 33V34H208ZM97 34V33H96ZM171 34H173V36L171 35ZM179 34V35H178ZM185 34H188V35H185ZM196 34H200L199 36H200V38H199V40L197 39V37H199L198 35H196ZM224 36H223V35ZM169 35H171L170 37H169ZM175 35V36H174ZM29 36V35H28ZM186 36H187V38H186ZM196 36V37H195ZM209 36V37H208ZM218 37V38H217ZM166 38H164V39H166ZM209 40H208V39ZM222 38V39H221ZM166 40V41H167ZM186 40V41H185ZM162 41V40H161ZM163 41H165V40H163ZM179 41V42H178ZM234 41V42H233ZM205 42V43H204ZM210 42H212V43H210ZM191 43V44H190ZM197 43V44H196ZM204 43V44H203ZM210 43V44H209ZM223 43V44H222ZM238 43V44H237ZM261 43H263V44H261ZM159 44H160V46H159ZM163 44V43H162ZM161 42L159 43V41H156L154 44H152V46H151V48L153 49V50H156L157 49V47L159 46L160 48H161ZM221 44V45H220ZM224 44H225V46H224ZM156 45H157V47H156ZM187 45V46H186ZM195 45V46H194ZM193 46V47H192ZM223 46V47H222ZM158 47V48H159ZM205 47V48H204ZM211 47V48H210ZM221 47V48H220ZM232 47V48H231ZM236 47V48H235ZM156 48V49H155ZM184 48V49H183ZM191 48V49H190ZM173 49H175L174 51L175 52H177V54L178 55H180V56H178V55H176V53H174L173 52ZM181 49V50H180ZM212 49V50H211ZM218 49V50H217ZM222 49V50H221ZM230 49V50H229ZM234 51H233V50ZM161 50V51H160ZM177 50V51H176ZM171 51V50H170ZM185 51V52H184ZM190 51V52H189ZM204 51H206V52H204ZM218 53H217V52ZM224 51V52H223ZM156 51H154V53H155ZM184 53V55H183V53ZM189 52V53H188ZM200 52H204V53H207V54H203V53H200ZM211 52H212V54H211ZM216 52V53H215ZM244 52V53H243ZM193 53H195L194 55H193ZM186 54H188V55H186ZM191 54L193 55V56H191ZM197 54H199V56H197ZM232 54V55H231ZM235 54V55H234ZM238 54V55H237ZM183 57H182V56ZM163 56V58H164V55H162ZM161 56V57H162ZM177 56V57H176ZM254 56V57H253ZM169 57V56H168ZM181 58V59H178V58ZM199 57H200V59H199ZM166 58V57H165ZM184 58V59H183ZM206 60H205V59ZM74 58H70V62L73 60ZM213 59V60H212ZM69 60V59H68ZM167 60V59H166ZM169 60V59H168ZM167 60V61H168ZM187 60V61H186ZM197 60H198V62H197ZM205 61V63H207V60L209 61V60H211V62L209 61V65L208 64H206V66H205V63L203 62V61ZM242 60V61H241ZM174 61H175V63H174ZM184 62V63H181L182 65H188V68L186 69V70H178L177 68H176V66L178 65V63H180V62ZM212 61H213V63H212ZM227 61V62H226ZM201 62H203L204 63V65H203V67H206L207 68V65H208V68L206 69V68H204V70H202L203 68H202V65L200 66V64H203V63H201ZM185 63H187V64H185ZM195 63V64H194ZM198 63V65H196ZM215 63V65H214V67H213V64ZM237 63H240V64H237ZM1 64L2 63H0V66H1ZM177 64V65H176ZM193 64V65H192ZM212 64V65H211ZM221 66H220V65ZM235 64V65H234ZM176 65V66H175ZM198 67L199 66V68H197L196 66ZM224 65V66H223ZM2 66H3V64H2ZM175 67V68H174ZM196 67V68H195ZM211 67H213L214 68V70H213V68H211ZM233 67V68H232ZM0 68H2V67H0ZM164 68V67H163ZM171 68V69H170ZM209 68H211L212 70H208ZM29 69V68H28ZM170 69V70H169ZM174 69H176V70H174ZM196 70V69H198V71L199 72H193V70ZM206 69V70H205ZM249 69L252 71L251 72V74H250V72H249ZM31 70V69H30ZM172 70V72H174V73H172V72H170ZM200 70H202L201 72H200ZM208 70V71H207ZM2 71V70H1ZM0 71V72H1ZM176 71H178V72H176ZM188 71H191L190 73H188ZM210 71H212V72H210ZM213 71H214V73H215V75H213ZM234 71V72H233ZM262 71V72H261ZM3 73L1 74L0 73V75H3L4 76V71H2ZM175 72H176V74H175ZM181 72V73H180ZM205 72H206V74H205ZM171 73V74H170ZM178 73H179V75H178ZM193 73H200V76H203V77H199V76H196L195 75V77H196V79L197 80H199V81H196L193 77V75L192 74ZM204 73V74H203ZM210 73H211V75H210ZM253 73V74H252ZM255 73V74H254ZM151 74V73H150ZM182 74V75H181ZM209 74V75H208ZM225 74V75H224ZM228 74H230L229 76H226V75H228ZM244 75V76H241V75ZM5 75H9V74H5ZM13 75H14V73L11 75L12 77H13ZM148 75V77H149V74H147ZM153 75V74H152ZM176 75V76H175ZM184 75H188V77L189 76H191V77H189V80H194V81H189L188 83H187V80H186V76H184ZM199 75V74H198ZM246 75V76H245ZM11 76H8V78L10 77V78H12ZM21 76V81L20 82H22V85L23 84H25L24 83V79H25V77H23L22 75H20ZM6 77V76H5ZM5 77H2L1 78V76H0V83H5V82H3V80L4 81H6L7 79L5 78ZM15 77H19V74H18V76H17V74H16V76L14 75V82L13 83H16L15 81L18 79V81L17 82H19V78H15ZM171 77V78H172ZM197 77H199V78H197ZM218 77V78H217ZM227 77H228V79H227ZM237 77V78H236ZM242 77H243V80H242ZM4 78V79H3ZM9 78V79H10ZM22 78H24V79H22ZM149 78H151V76L149 77ZM191 78V79H190ZM245 78H246V80H245ZM261 78V79H260ZM8 79V80H9ZM178 79V80H179ZM188 79V78H187ZM256 79V80H255ZM12 80V79H11ZM11 80H9V81H11ZM202 80V82H203V84H204V82L205 81H203ZM211 80V81H212ZM225 80V81H224ZM231 80V79H230ZM234 80V78H233V82L235 83L236 81ZM9 81H7V82H9ZM13 81V80H12ZM153 81H155V79L153 80ZM186 81V82H185ZM246 81V82H245ZM19 82V83H20ZM215 82H212V84H213V86H214V84H215ZM218 82V83H219ZM12 83V84H13ZM210 83V82H209ZM209 83H207L205 86H209L208 88H210V85L211 84H209ZM232 83V82H231ZM253 83V84H252ZM263 83V84H262ZM9 84H11V83H9ZM9 84H7V88H9L8 90H10V91H8L7 89H6V86L5 87H3L2 85V87H3V90L1 91V94H0V96H1V98L0 99H2L1 101H0V120L1 121H3V119L5 118L3 115H5V114H3L2 112V110L4 109V111L5 110H7L8 111V113H9V115L7 114V112H5L7 115H8V117H7V122H8V128H7V130H6V128L4 127V132L2 133V132H0V134L2 133V134H4L5 132H7V133H5V134H7L9 137L11 136V133H13L14 134V132H15V130L17 131L16 133H18V131L19 130H17V129H19V127H20V130H21V132L20 133H18L19 135H21V136H19L21 139H23V137L22 136H24L23 134H21L22 133V131L24 130L25 131V124H23V122H22V125H18L16 122V124L14 125V121H16V119H17V121L20 119V118H13L14 117V115H13V113H11V111L13 110V107H15V105H17V107H20V106H18V105H21V104H19V103H13L12 101H15V100H13L14 98L9 94V93H12L13 92V94L12 95H14V94H17V96H19L18 95V93H19V86H17V84H16V86L14 87V85H10L11 87H8V85ZM203 84H201V88L199 89L198 87H199V85H197V83H196V85L198 86H195V87H197L196 88V91L197 90H199L197 93H199L200 92V94H199V96H200V98H199V96H197L198 97V99H206L205 97H207V99L209 100V98H213V101H214V99H215V101H218L219 100V103H221L222 102V99H225V98H229V99H232V100H234L235 99V95L236 96H240L241 97V94H239V92H238V94H236L235 92H233L232 93V90H229V91H231V95H230V92H227L228 91V89L230 88V87H228V89H227V91H225V89H224V91L220 88V86H219V88H217V84H215V88L216 89H221V91H218V93L216 92V90L214 89V88H211V89H209V90H211L212 92H210V94H208L209 92V90H208V88H207V90L208 91H206V94L208 95H206L205 93V97L203 96V90H204V85ZM209 84V85H208ZM223 84H224V86H223ZM228 84H230V83H228ZM233 84V83H232ZM236 84V83H235ZM235 84H234V86H235ZM260 84L261 85H263L262 87L260 86ZM20 85V88H22L23 89V87L21 86V83L19 84ZM249 85V86H248ZM24 86V85H23ZM191 86V87H190ZM231 86V85H230ZM236 86H238V85H236ZM235 86V87H236ZM247 86V87H246ZM25 87H27V83L25 84V86H24V89L23 90H25L26 88ZM32 87H34L33 86V84H31V88ZM184 87V86H183ZM182 87V88H183ZM233 87V86H232ZM261 87V88H260ZM14 88H15V92H14ZM30 88V89H31ZM236 88H238V87H236ZM235 88V89H236ZM241 88H238V89H240L241 91V93L243 94L244 92H242L243 90L241 89ZM22 89H20L21 91H20V93L22 92V93H24V91L22 90ZM29 89V90H30ZM42 89H44V88H42ZM42 89H40L41 90V94L39 93V91H37V94H36V96L34 97L36 100H35V102L37 103V102H39V104L37 103V105H36V103L35 104H33L34 103V101H33V105H35L36 107H37V110L35 109L34 110V107L35 106H31L32 108V110H33V113H34V111L36 112V113H39V118H40V120L42 121L43 120V117L44 116H46L47 114H46V112L48 111H46V109H43L44 107L46 108V106L45 105H47V101H45V100H47V94L45 93L46 92V90L45 91H42ZM233 89V88H232ZM238 89H236V90H238ZM258 89H260V90H258ZM13 90V91H12ZM27 90V89H26ZM189 90H187V91H189ZM193 90L192 91H189V93L190 92H193ZM215 90V91H214ZM6 91H8V94H9V97L10 98H13V99H9V98H6V95L4 94V92H6ZM16 91H18V92H16ZM183 91H185L184 89L181 91V92H183ZM222 91L225 93V92H227V93H225V95L227 96V97H221L222 95H224L223 93H222ZM235 91V90H234ZM258 91H260V93L258 94L257 92ZM202 92V93H201ZM213 92H214V94H213ZM221 92V93H220ZM19 93V94H20ZM22 93L20 94V96L19 97H17V99H19V101H20V103L22 102L23 103V100L21 99V95H22ZM44 93V94H43ZM187 93V92H186ZM228 93H229V95H230V97L228 96ZM234 93H235V95H234ZM246 93V92H245ZM256 93H257V95H256ZM6 94H7V92H6ZM40 94V95H39ZM182 94H185L184 92L182 93ZM220 94H222V95H220ZM213 95H215V96H213ZM250 94H248V95H244V96H242V97H247V96H251ZM14 96H16V95H14ZM43 97L42 99H41V97ZM213 96V97H212ZM203 97V98H202ZM221 97V98H220ZM34 98H33V100H34ZM46 98V99H45ZM255 99V100H257L258 101V99ZM16 99V98H15ZM38 99H40V101L41 100H43V101H39ZM197 99V98H196ZM197 99V100H198ZM229 99H227V101H225L224 102V100H223V103H221V105L223 104L224 105V107L227 109V107H228V105L230 104V102H228V100ZM240 99H242V98H240ZM240 99H239V97H238V101H240ZM6 101V104H5V101ZM12 100V101H11ZM22 100V101H21ZM201 100H199V101H201ZM204 100H202L200 103L202 104L203 102H204ZM236 100V99H235ZM243 100H245V99H243ZM18 101V100H17ZM16 101V102H17ZM18 101V102H19ZM198 101V102H199ZM212 101V100H211ZM210 100H209V102H211ZM221 101V102H220ZM231 101V100H230ZM263 101V102H262ZM3 102V103H2ZM209 102H207V108H205V105H204V108H205V111H203L202 112V110L200 111V112H202V116H203V114L204 115H207L208 114V117H210V116H212L213 114H214V116H215V114H216V112H215V110L214 111H211L212 113L213 112H215V113H211V115H209V113H208V111H209V108L210 107H212L211 105H210V103ZM233 102V101H232ZM235 102V101H234ZM242 102V101H241ZM43 103V104H42ZM205 103H206V101H205ZM204 103V104H205ZM213 102H211V104H212ZM216 103H218V102H216ZM225 103V104H224ZM237 103V102H236ZM243 103V102H242ZM241 103V104H242ZM245 103V102H244ZM6 106H4V105ZM7 104H10V105H13V107L11 106V108H10V106L8 105V107H7ZM25 104V103H24ZM233 105H234V103H232ZM238 104L240 105V102H238ZM2 105L5 107H2ZM203 105V104H202ZM217 105V104H216ZM220 105V106H221ZM231 105V104H230ZM229 105V106H230ZM233 105H231L232 107H233ZM237 105V104H236ZM246 105V104H245ZM23 106V105H22ZM215 106V102H214V104H213V107ZM219 106V108L221 109V107ZM227 106V107H226ZM257 106L258 105H256V108H257ZM25 107H28L29 108V112H31V109H30V106L28 105V106H26V104H25ZM35 107V108H36ZM40 107V108H39ZM223 107V106H222ZM232 107H230V108H232ZM237 106H235V108H236ZM243 108V110H241V109H239L238 110V108ZM240 107H238L237 108V112L234 114L233 113V110H235L236 111V109L234 108L233 110H232V113L233 114H230L229 116H230V118L232 117V116H235L237 119H235V117H234V119L236 120V121H238V122H234V120L233 119H231L230 120V118H229V116L228 115H226V117H225V120H223V122H222V124L224 123V122H226L227 124H223L224 125V127H221V130L223 131V128H224V130H227V128L225 127V125H227V127H229L230 125H232L233 123V125L235 126V123H236V125L237 126H239L238 128H241V130H239L238 131V129H236V128H232V129H234V130H231V132L232 133H229V129H228V131H226V132H228L227 134V136H231V134H237L238 132H240V134L242 133V135L244 136V133H245V124L246 123H250L252 126H253V128H252V130L253 131H256L255 129L257 128V124L259 123V121H258V123H256V125L254 124L255 123V118H257L256 119V122H257V120L258 119H260L261 120V117L262 116H264V112L262 113V111H264V107L262 108H260V107H258L257 109H263V110H261V111H259L258 110V112L256 111V112H254L252 115H248L247 116V114L245 115L244 113L246 112H244L243 113V111L245 110V108H244V105H240ZM22 108V107H21ZM23 108H24V106H23ZM22 108V109H23ZM39 108V109H38ZM10 109H12V110H10ZM213 109V108H212ZM219 109V110H220ZM226 109L224 110V111H226ZM27 110V109H26ZM43 110V111H42ZM204 110V109H203ZM218 110V112L220 113V111ZM46 111V112H45ZM234 111V112H235ZM240 111H242V114H241V112ZM206 112V113H205ZM218 112H217V114H218ZM221 112H223V109H222V111ZM239 112H240V114H239ZM260 112V113H259ZM27 113H28V111H27ZM32 113V112H31ZM30 114L31 116H33L34 114ZM255 113H258V114H263L262 116H260V118L259 117H256V116H259L258 114H256V115H254ZM221 114V113H220ZM224 114V113H223ZM1 115L4 117V118H1ZM13 115V117L12 118H10L11 116ZM29 115V114H28ZM201 115H200V117H201ZM243 115H244V117H243ZM68 116H73L74 117V115H67V118L69 119V117ZM76 116V115H75ZM213 116V117H214ZM217 116H219V115H216L215 117H217ZM222 116H224V115H222ZM60 117V116H59ZM64 117V116H63ZM76 117H78L77 119H76V122H78L77 120L79 119V116H76ZM204 117H206V116H204ZM204 117H201V119L203 118V119H206V118H208V117H206V118H204ZM214 117V118H215ZM219 117H221V116H219ZM227 117H228V119H227ZM248 117V118H247ZM255 117V118H254ZM57 118V121L59 122V123H61V121H62V123L61 124H59L60 126L62 125L63 126V124H65V122L68 120V119H66V118H64V120L66 119V121L64 122V120H62L63 118H62V116H61V118L59 119L58 117H56ZM72 118V117H71ZM75 118V117H74ZM218 118V117H217ZM221 118H223V117H221ZM220 118V119H221ZM10 119H11V121L13 120V119H15L14 121H10ZM219 119V118H218ZM227 119V120H226ZM262 119H264V117H262ZM5 120V119H4ZM55 120V123H56V119H54ZM61 120V121H60ZM72 120V122H75L73 119H71ZM221 120V121H222ZM239 120H240V122H239ZM242 120H244L245 122H243V124H242ZM1 121H0V124H1ZM220 121V122H221ZM261 121H263V120H261ZM261 121H260V125H261ZM4 122V121H3ZM20 122V121H19ZM57 122V123H58ZM64 122V123H63ZM69 122V121H68ZM68 122H66V124L68 123ZM230 122V123H229ZM71 122H69L68 123V125H71L70 124ZM238 123H240L239 125H238ZM21 124V123H20ZM65 124V125H66ZM74 124H76V123H72V125H74ZM221 124V125H222ZM12 125V126H11ZM222 125V126H223ZM260 125H259V127H260ZM24 126V127H23ZM255 126H256V128H255ZM262 126V125H261ZM263 126H264V122H263ZM12 127V128H11ZM232 127V126H231ZM231 127H229V128H231ZM23 130H22V129ZM264 128V127H263ZM30 129V128H29ZM28 129V130H29ZM59 129V128H58ZM235 129L238 131H236L235 132ZM257 129H259V128H257ZM2 130V131H3ZM12 130H13V132H12ZM45 130H47L45 133H50V134H52V133H55V131H53L52 132V129L51 128H47V129H45ZM44 130V131H45ZM221 130H220V134L221 133H223V132H221ZM243 130V131H242ZM260 130V129H259ZM10 131H11V133H10ZM23 131V132H24ZM26 131H27V129H26ZM30 131V130H29ZM29 131H27L28 133H30ZM234 131V132H233ZM261 131H262V128H261ZM264 131V130H263ZM52 132V133H51ZM259 132V131H258ZM16 133H15V135H13V136H11V137H18V136H16ZM24 133H26V132H24ZM27 133V134H28ZM224 133H225V131H224ZM255 133V132H254ZM33 134V133H32ZM44 134V133H43ZM42 134V135H43ZM86 134V133H85ZM230 134V135H229ZM31 135V134H30ZM29 135V136H30ZM46 135V138L45 137H43L42 139L43 140H46V143L45 144H47V142L48 141H50V143H52L54 146H55V148L54 149H57V148H59V149H57V150H61V152H62V147L60 146V143H61V141L59 140L58 142H57V140L58 139H61L60 138V135L59 136H54L53 137V134L51 135V136H47V134H45ZM45 135H43V136H45ZM55 135H57L56 133H55ZM222 135V134H221ZM241 135V136H242ZM256 135V134H255ZM258 135H261V134H258ZM1 136V135H0ZM6 136V135H5ZM27 136V135H26ZM222 136H224V134L222 135ZM233 136V135H232ZM240 136V135H239ZM2 137H3V135H2ZM7 137V136H6ZM14 137V138H15ZM58 137V138H57ZM226 137V136H225ZM256 137V139L258 138L257 137V135L256 136H254V138ZM262 137H263V133H262V136L260 137L261 139H262ZM45 138V139H44ZM237 138V137H236ZM239 138V137H238ZM241 138V137H240ZM260 138H258V140H260ZM27 139V138H26ZM55 139V141H53ZM242 139H243V137H242ZM1 140H2V138H1ZM0 140V146H2V147H0V171H3V170H1L2 169V167L4 166V167H8V165H9V167H12V165L10 166V164H13L14 162H11V159H9L10 158V156H12V152L8 149V145L7 144H5L6 142H3V141H1ZM24 140H25V138H24ZM263 140V139H262ZM261 141V140H260ZM259 141V142H260ZM34 142V141H33ZM257 143H258V141H256ZM262 142V141H261ZM4 143V144H3ZM35 143V142H34ZM50 143H48V144H50ZM57 143V144H56ZM58 143H59V145H58ZM79 143V144H78ZM47 144V145H48ZM56 144V145H55ZM75 144V143H74ZM73 144V145H74ZM81 144V142H79V141H77V146H76V144H75V146L77 147V148H75V147H71L72 148V150H70V151H73V150H75V151H77V153L78 152H80L79 151V146H81L80 145ZM259 145H263V143H258ZM5 145H7V146H5ZM84 145H86V144H84ZM89 145H91V147H87L86 148V146H89ZM259 145H257V147L259 146ZM29 146H32V147H29ZM57 146H59V147H57ZM86 146H84V148H83V150H81V153H83V152H85L84 154L86 155H84L83 154V156L84 157H86V158H84L85 160L88 158L87 157V149L89 148V150L90 151H88V155H90L91 156V154H90V152L92 151L90 148H94L93 150H94V152L92 153V155H95L96 154V152H98V151H96V149L98 150V149H100L101 147L100 146H98V147H96V145H95V143H90V144H87ZM241 146V145H240ZM261 146H260V148H261ZM36 147V145L35 144H33V145H31V144H28V148H34V149H38L37 147ZM52 146H50L48 149H49V152L51 151L50 150V148H51ZM82 147V146H81ZM100 147V148H99ZM259 148V149H260ZM52 149H53V147H52ZM262 149V148H261ZM259 150V153H260V151L261 152H263V149H264V147H263V149L262 150ZM2 150H3V152H2ZM86 150V151H85ZM250 150V151H249ZM54 151V150H53ZM52 151V152H53ZM56 151V150H55ZM83 151V152H82ZM247 151H248V153H247ZM247 151H245V154L247 153V155H250V154H252V152L253 151H251V149H247ZM57 152V151H56ZM59 153H61L60 151H58ZM74 152V151H73ZM76 153V152H75ZM264 153V152H263ZM263 153L261 154V156H263ZM53 154V153H52ZM254 154V153H253ZM252 154V155H253ZM2 155V156H1ZM51 155V154H50ZM260 155V154H259ZM81 156V155H80ZM83 156H81V158L83 157ZM89 156V158H93V156H91L90 157ZM241 156H243V159H244V157H245V155H244V152L242 151V155ZM240 156V162H239V164H240V166H242L241 164H242V161H243V159H242V157ZM261 156H258V159H259V157H260V162H261V160L262 161H264V159L263 158H261ZM8 157V158H7ZM95 157V156H94ZM264 157V156H263ZM87 159L86 161L84 160V159H82V160H84L83 162H84V165L85 164H87V163H89V160L90 159ZM91 158V159H92ZM49 159L50 160H52V158L51 157H49ZM93 160V159H92ZM14 161V160H13ZM79 161H81L80 159H79ZM86 162V163H85ZM91 163H93V161H90ZM4 163V164H3ZM7 163H9V164H7ZM20 164H22V161H20L19 162ZM91 163H89V164H91ZM264 163V162H263ZM263 163L261 162V164L263 165ZM214 164H215V162H213V167H215L216 165V167H217V169H218V172H216L215 170H217V169H215L214 170V168L211 166V168H213L212 169V172H213V170H214V172H213V175H218L217 173H219V170H221L220 169V167H222V169L224 170V172L223 173H225V175L227 174L228 175V173H227V171L231 168V171H228L229 173L231 172V174L232 173H234V174H232V176L234 175V176H236V177H234L233 176V178H232V176L230 175V180H231V178L232 179H237V182H238V180L240 181H243V183L240 181L239 182V184H241L240 186V189L244 192V195H245V197L247 198H249L251 195H253V193H254V189H253V187L251 186V184L250 183H246V180L244 179V178H242V177H244L243 176V171H241V173H242V175H241V173L239 174V170L238 169H242L243 167H241V168H239L238 166V164H236V166H227L228 168H226V166L225 165H223V163H222V166L220 165V164H218V162H217V164H215V166H214ZM3 165V166H2ZM93 165V164H92ZM261 165V167H263ZM23 166V165H22ZM21 165H20V167H22ZM94 166V165H93ZM224 166H225V168L226 169H228L227 171L225 170V168H224ZM87 167H90V165H87L86 166V168ZM215 167V168H216ZM234 168V169H233ZM263 168H261V170H262ZM233 170V171H232ZM200 171H204V169L203 170H200ZM220 171V173H222ZM238 171V172H237ZM215 172H216V174H215ZM237 172V173H236ZM197 174V172H192V175L191 174H189L190 176H184V177H180V176H177L176 177V175H175V177H170V178H172V180L169 178V177H163V176H160L161 178L159 179L160 180V182H159V184L161 185V186H164V189H163V187H162V189H163V191L165 190V198L166 199H172V200H177V198H179V199H181V200H183V198H184V204H182V205H175V206H177V207H179L177 210H179L177 213H179L180 214V217L183 219L182 221H181V218L179 217V216H177V214H174V215H176L175 216V219L178 217V219H180V221H178L179 223H181V222H184L185 223V221H187L188 219H187V217L186 216H188V215H186V213L188 212H194V213H196V214H198L197 216L199 217V215L200 216H202L203 214H204V220L206 221V223L208 224L207 226H209L208 228H207V233L209 232V229L211 230V233L213 234H216L217 233V235H215V237L216 236H218V237H220L221 236V238L220 239H222L220 242H219V240H217L219 243H224L225 245H228V244H230V243H232V242H230V243H228L229 241H231V237H234L235 239H236V242H237V244L239 245V246H237V248L239 249V247L240 246H244V247H248L249 245L247 244V241L249 242V244H250V246L252 245V243H250V240H249V238H247V241L244 239L245 238V234H243V227L241 226V225H245L246 224V226L244 227V229L246 230V231H250L251 229H252V226H253V224H254V222H252L253 220L252 219H254V221L256 220L255 218H252V217H254L253 216V214L251 215V213H250V215L249 216H246V214H244L245 216H243V211H245V210H243V209H245V207L243 208V207H241V206H243V204L240 206V205H238V204H236V202H235V198L236 197H234V201L233 202H231V201H226V202H223V204L220 206V205H218L217 204V201L216 200H218V195H220L219 193H218V191H219V189H217L218 191H216L215 189H211V188H207V187H209V186H207L203 181H200V177L201 176H199V175H201V174H203V172H201V174ZM220 173H219V177L221 178V179H219L218 177H216V176H213V177H216V180H218V182L220 181V180H222V176H220ZM237 174V175H236ZM239 174V175H238ZM4 174H2L1 172H0V194L2 193V195L3 194H7V198H8V196H9V200L8 201H12V200H15L13 203H14V205L12 206L7 200H6V198H3V199H5V201H7V202H5V207H7L6 209H4V208H2V207H4V206H2V205H4V204H2V200L0 201V204H1V207H0V209H1V211H0V233H2V234H0V238L1 239H3L4 238V236L5 237H7L8 236V239H9V237L11 238V239H9V240H11V241H9L7 238H4L3 240H1V243L3 244V243H5V241H7L8 240V242H6V244H1L0 243V247H2V246H4V247H2L1 249H2V251H0V264H2V263H5V264H8V263H10V264H41L40 262H44V264H46L48 261L47 260H45L46 259V256H48L47 254H49V257H47L48 259L49 258H53L55 255H56V252L57 251H55V255H54V253H52V251H51V245H50V243H48L49 242V240L50 239H48L47 238V236L45 235V233H42V232H44V229H42L43 231H40L39 229L40 228H38V230L40 231V233H39V231H35V225L33 226L34 228V230H33V234H32V236L33 237H35V238H33L32 236H31V232H30V228H32V223L30 224V223H27V222H29L30 220V222H33L34 221V219H32V218H30V217H28V216H25V215H28V214H24L23 215V213L24 212H26V210L24 209H22L21 207H17V206H20V204L21 205H24V207H25V202H26V205H29V202H30V204L31 203H33L34 204V202H35V200H34V198L33 197H30L29 198V200H28V202H27V200H25V202L24 201H22V200H20V199H18V198H20V197H16V195H19L18 193L20 192V195H21V192L22 191H18L17 190V188L19 187V189H20V187L21 186H19V184L17 183V181L14 183L15 185L17 184L18 186H15L13 183V185H9V184H11V183H9V184H7V182H9V181H13V179H11V180H9V181H7L8 180V178H13V176H8L7 175V177H6V175L5 176H3ZM221 175H223V174H221ZM226 175V176H227ZM241 175V176H240ZM172 176V175H171ZM196 176V177H195ZM204 176V175H203ZM238 176H240L241 177V179L238 177ZM7 179H6V178ZM187 177H189V178H192L193 177V179H189V178H187ZM203 178H205L206 179V177H203ZM225 178V177H224ZM190 180V181H188V180ZM208 179V178H207ZM206 179V180H207ZM243 179V180H242ZM169 180H170V182H169ZM173 180H175L173 183L171 182V181H173ZM183 180H184V183H183ZM194 180V182L196 181V184H194V182H191V181H193ZM263 179H261V184H263L264 183V180L262 181ZM4 181V182H3ZM7 181V182H6ZM11 181V182H12ZM15 181V180H14ZM162 181V182H161ZM185 181H187V182H185ZM199 181V182H198ZM223 181H225V179H223L222 180V182ZM227 181H228V178H227ZM100 182V181H99ZM169 182V183H168ZM201 183L203 186H205V187H203L202 185H200V186H202V188L198 185V187H197V184L198 183ZM221 182V181H220ZM79 184L80 183V181L78 180L77 182H76V184ZM102 183V182H101ZM189 183H191V185H195L198 189H196V187L194 186L193 188H195V190H193L192 192V194H195V192L198 190V192H196V194L198 193H200V194H202V192H203V194H205L204 192H207V195L209 194H212V195H210L209 197H207L206 195V198H204V199H206V201L208 202V204H210V206H211V208H212V210H214V211H216V213L217 212H219V210H220V212L219 213H217V214H219V215H217V214H215L216 215V217L214 216V215H212L211 216V218L215 221V222H218L217 221V219L218 220H220L219 219V217L221 218V221H219V224H220V226H219V229L216 227V226H213L212 227V225H214V224H212V223H210L209 224V222L211 221V218H210V213H213V212H211V211H209V208L207 207V202L205 201V200H203V201H201V203H200V206H198V205H196V203H195V201L193 202V200H192V198H191V201L190 200H188L189 198H190V195H189V191L191 190V187H189ZM232 184H235V183H233V182H231ZM231 183H230V185H231ZM187 184H189V185H187ZM7 186V190L9 191H5V192H7V193H3L4 192V190H5V188H4V186ZM102 185H103V183H102ZM190 185V186H191ZM5 186V187H6ZM167 186V187H166ZM184 187V186H186V189H185V187L184 188H180V187ZM166 187V188H165ZM171 187H173V188H171ZM177 187H178V190L179 191H177ZM187 187H188V189H187ZM237 187V186H236ZM252 187V188H251ZM261 187H262V185H261ZM2 188H4V190L2 189ZM170 188V189H169ZM199 188H200V190H199ZM205 188V189H204ZM219 188V187H218ZM262 188H264V186L262 187ZM22 189V188H21ZM20 189V190H21ZM167 189V190H166ZM181 189H185L183 192L181 191L180 192V190ZM201 189H202V191H201ZM212 191H211V190ZM234 189V188H233ZM237 190V192H235V190H233L234 191V193H236L235 195L237 196L238 194V187L236 188ZM239 189V190H240ZM168 190H170L169 192H168ZM205 190V191H204ZM214 190V191H213ZM240 190V191H241ZM3 191V192H2ZM209 191H211V192H209ZM253 191V192H252ZM167 192V193H166ZM170 192L172 193V197L170 198L169 197V195H170ZM187 192V193H186ZM191 192V191H190ZM217 192V193H216ZM257 192V191H256ZM17 193V194H16ZM169 193V194H168ZM23 194H25V193H23ZM22 194V195H23ZM107 194V193H106ZM218 194V195H217ZM19 195V196H20ZM22 195H21V197H22ZM98 195L101 197V199L102 198H104L103 196H104V193H98ZM248 195V196H247ZM263 194L262 193H260V196L261 197H263V199H264V196H262ZM24 196V195H23ZM26 196V195H25ZM27 196L29 197V196H31V194L29 195V193H27ZM26 196V198H28ZM187 196V197H186ZM200 196V195H199ZM202 196H204V195H202ZM202 196H200V197H202ZM204 196V197H205ZM259 196V201H261L262 202V200H261V197ZM3 196H1L0 195V198H2ZM10 197L12 198L13 197V199L11 200L10 199ZM197 197H198V195H197ZM22 198H24V197H22ZM209 198V199H208ZM16 199L18 200V201H20V202H22V203H20V202H18V203H20V204H18L17 202H16ZM154 199V198H153ZM155 199H157V198H155ZM244 199V198H243ZM210 200H211V202H210ZM226 200H228V199H226ZM34 201V202H33ZM157 201V200H156ZM214 201V203H212ZM264 201V200H263ZM3 202H4V200H3ZM18 204H16V203ZM24 202V203H23ZM228 202V203H227ZM246 203H245V205L247 204L248 205V199H247V201H245ZM191 203L192 204H194V206L192 207L191 206ZM224 203H226V204H224ZM244 203V202H243ZM33 204H31L30 205V207L31 206H33ZM189 204V205H188ZM214 206V208H213V206ZM263 204V203H262ZM239 207H238V206ZM264 205V204H263ZM12 206V207H11ZM184 206H186V207H192L193 209H191L190 211H189V209L187 210H184L183 209V207ZM217 206L219 207L220 206V208H219V210L217 209ZM223 206V207H222ZM23 207V208H24ZM28 207V209H29V206H27ZM176 207V208H177ZM185 207V208H186ZM227 207H229V208H227ZM173 208H175V207H173ZM176 208L175 209H170L169 211L170 212H172L173 210V212H176ZM227 208V209H226ZM246 208H248V207H246ZM4 209V210H3ZM8 209V210H7ZM16 209V210H15ZM18 209H22L23 210V213L20 211L19 212V210ZM217 209V210H216ZM223 209V210H222ZM172 210V211H171ZM222 210V211H221ZM227 210H228V212H229V214H227L228 212H227ZM248 209H246V213L249 211H247ZM2 211H4L3 213H1ZM18 211V213L20 214V213H22V215H23V217H26L27 219H24L21 215H19L18 213H16ZM187 211V212H186ZM234 211H236V212H238V214L240 213V215H242L243 217H242V219H241V216H238L237 214H233V213H236V212H234ZM14 212V213H13ZM190 212V215L191 216H193V219H194V215L192 214ZM264 212V211H263ZM187 213V214H188ZM203 213V214H202ZM172 215H173V213H171ZM178 214V215H179ZM214 214V213H213ZM231 214V215H230ZM12 215V216H11ZM19 215V216H18ZM173 215V216H174ZM189 215V216H190ZM228 215H230V216H228ZM237 215V216H236ZM264 215V214H263ZM3 216V217H2ZM5 216V217H4ZM21 216V218L22 219H24V220H27V222L26 221H24V224H23V220H20V217ZM30 216V215H29ZM188 216V217H189ZM190 216V217H191ZM196 215H195V219L196 220H198ZM104 217V216H103ZM108 220H110L111 219V217L110 218H108V216H105ZM201 217V218H202ZM210 218L209 220V222L207 221L208 219H206V218ZM217 218V219H215V218ZM222 217H224L225 218V220H224V218L222 219ZM228 217V218H227ZM246 217H250V218H247V219H245ZM6 218V220H4ZM12 220H11V219ZM105 218V219H106ZM192 218V217H191ZM171 219H173V218H171ZM252 220L251 222H249L248 220ZM33 220V221H32ZM117 220H118V218H117ZM117 220H115L116 222H117ZM190 220H192V219H190ZM226 220H229V221H226ZM231 220V221H230ZM232 220H233V222H232ZM120 221V222H119ZM175 221V220H174ZM222 221H223V223H222ZM226 221V222H225ZM245 222V223H243V222ZM21 222H22V225H20L21 224ZM26 222V223H25ZM116 222H115V226H117L116 225ZM188 223H189V221H187ZM192 222V221H191ZM194 222H195V220H194ZM212 222V221H211ZM228 222V223H227ZM229 222H232V223H230L229 224ZM234 222H236L235 224H237V225H235L234 224ZM120 223H122V221H121V219L120 220H118V222H117V224H118V226L120 227ZM174 223V222H173ZM175 223H176V221H175ZM174 223V224H175ZM193 223V222H192ZM196 223V222H195ZM9 224H11L10 226H9ZM26 224H28V225H26ZM34 224V223H33ZM153 224V226L154 227H158L157 225H156V223L154 222V223H152ZM155 224V225H154ZM183 224V223H182ZM6 225V226H5ZM25 225V226H24ZM179 225V224H178ZM185 225H187V227H191L190 225L188 226V224H186L185 223ZM223 225V226H222ZM231 225H233V227H234V225H235V229L234 230H237V234H235V233H229V229H230V231L232 232V226ZM21 226H23V228H21ZM27 226H28V228H29V230L27 229ZM43 226V225H42ZM193 226V225H192ZM222 226V227H221ZM231 226V227H230ZM20 227V228H19ZM44 227V226H43ZM177 227V228H176ZM176 229L178 230V229H180V228H178V226H177V223H176ZM180 227L182 228L181 229V231L183 230V228L184 227H182V225H180ZM217 228V229H215V228ZM226 229V230H224V228ZM221 228H223V230H224V233H225V235H226V233H228V237H227V235H226V239L224 238V233H222L221 231H223ZM16 229H18V230H16ZM22 231H21V230ZM189 229V228H188ZM187 228H185V230H183L186 234L185 235H189V233H191V231L190 230H188ZM192 229V228H191ZM193 229H194V226H193ZM192 229V230H193ZM195 229H197V228H195ZM248 229V230H247ZM19 230H20V232H19ZM37 230V229H36ZM234 230H233V232H234ZM244 230V231H245ZM10 233H9V232ZM15 231V232H14ZM179 231V230H178ZM178 231H176L177 233H178ZM181 231H179V233L181 232ZM215 231H217V232H215ZM8 233L10 234V235H8ZM188 233V234H187ZM219 233V234H218ZM245 233V232H244ZM4 234V235H3ZM14 234V235H13ZM38 234H40V236H38ZM210 234V233H209ZM213 234V235H214ZM233 234V235H232ZM3 235V236H2ZM29 237L28 239L29 240H32L31 242H33L32 244H28L29 246L30 245H33L34 243H35V245L37 244L38 245V247H36V249L37 248H39V250L38 251H30L29 249H27L29 246L27 245V248H26V244H25V242H24V244H25V248L27 249H23L22 248V246H24V244H20V241L21 240H25V238H27V236ZM105 234H101L100 236H104ZM244 235V236H243ZM17 236V237H16ZM20 236V237H19ZM24 236H26V237H24ZM99 236V237H100ZM106 236V235H105ZM3 237V238H2ZM15 237V238H14ZM182 237H185V236H183L182 235ZM189 237H190V235L187 237L188 239H184V241H186L187 242V240H189ZM195 237L196 236H191V240H192V243L193 242H195V241H193V239L195 240ZM223 237V238H222ZM32 238V239H31ZM105 238V237H104ZM6 239V240H5ZM27 239V241H29ZM48 239V240H47ZM102 239H103V237H102ZM224 239V240H223ZM33 240H35V241H33ZM47 240V241H46ZM190 240V241H191ZM202 240H204V239H202ZM215 240V242H217ZM226 240H228V242H227V244L225 243V242H223V241H226ZM246 242V244H244L245 242ZM2 241H4V242H2ZM26 241V240H25ZM43 241V242H42ZM208 241V240H207ZM213 241V240H212ZM16 242L18 243V244H16ZM40 242H42V243H40ZM44 242H47V244L46 243H44ZM197 242L198 241H196V244H197ZM203 242V241H202ZM205 242H206V240H205ZM217 242V243H218ZM242 242V245L240 244ZM244 242V243H243ZM28 243V242H27ZM191 243V242H190ZM211 240H209L208 241V243H206L207 245H208V247H206L205 245L203 246L204 248H206L207 250H209L208 248L209 247H211ZM217 243H216V245H217ZM20 244V245H19ZM188 245H189V243H187ZM195 244V243H194ZM253 244H255V243H253ZM16 245H18V246H16ZM36 245V246H37ZM246 245H248V246H246ZM34 246V245H33ZM190 246V245H189ZM195 245H193L192 247H194ZM220 246V245H219ZM218 246V248H220ZM224 246V245H223ZM222 246V247H223ZM229 246V247H228ZM228 246H226V247H228V248H230L231 247V245H228ZM253 246V245H252ZM256 246V245H255ZM9 247H10V249H9ZM11 247H12V250H11ZM21 247V248H20ZM220 248V254L218 253V252H214V253H216V255H217V253H218V255L217 256H215V257H217V262L215 261H212L213 262V264L214 263H219V264H223V263H225V262H227L228 260H230L231 262H235V260H233L234 258L232 257V253H231V251H230V253H231V255H230V253H228V255H227V257H226V254L225 253H227V252H229V251H227V252H225L224 250V248ZM225 247V246H224ZM225 247V248H226ZM244 247L242 248V247H240V248H242V250L244 249ZM254 247V246H253ZM253 247H251V249H252V251H251V249H250V251H248L247 250V253H248V255L251 257V255H253L254 257L256 256V258H254L253 256V258L250 260L251 261V263L253 264V262H254V264L256 263V264H264V251H261V249H259V246H257L256 248H257V250L258 251H255L256 250V248L254 249ZM5 250H4V249ZM31 248V247H30ZM33 249H35L34 247H32ZM31 248V249H32ZM70 248H71V246H70ZM7 249H9V250H7ZM42 249H43V251H42ZM49 249V250H48ZM65 249V248H64ZM222 249H223V251H222ZM245 249H248V248H245ZM4 250V251H3ZM7 250V251H6ZM11 250V251H10ZM29 250V251H28ZM46 251V253L47 254H44L45 253V251ZM226 250H228V249H226ZM241 250V249H240ZM254 250V251H253ZM42 252V253H41ZM50 252V253H49ZM61 252V254H65V251H60ZM64 252V253H63ZM72 252V251H71ZM71 252H69V253H71ZM74 252V251H73ZM73 252L70 254V255H72L73 254ZM76 253H77V251H75ZM89 253H91V251H88ZM102 252V251H101ZM105 252V251H104ZM103 252V253H104ZM137 252V254L139 253L138 251H135V253ZM166 253H168V251H165ZM174 252H176V251H174ZM178 252H180V254L178 255ZM178 252H176L175 253V256H176V258H178V260L180 259V261H178V262H182V264H199V263H201L202 261H204V259H206V257H207V254H206V256L204 255L203 256V254H205V252L204 253H202V257H201V260L202 261H200V257H199V259L197 258L198 256H200L201 254H199V253H201L202 251H198L199 253H196V251H193V252H191V254H189L188 255V253H189V251H178ZM210 252V251H209ZM208 251H207V253H209ZM212 251H211V253H213ZM237 252V251H236ZM244 251H242V253H243ZM66 253H67V251H66ZM69 253H67L66 254V256L65 255H63V256H65V257H67V259H68V256L67 255H69ZM73 254L75 257H77V259H76V262L74 263V264H88L87 263V258L85 259L84 258V256L82 257L81 255L82 254H84V255H86V257H87V251H78V255H79V253H80V256H78L77 254ZM82 253V254H81ZM99 251H94V254H95V256H96V258H97V260L99 261V262H101L100 264H110V261H109V259L107 260V258H106V254L108 255V256H111L112 258H113V256L115 257V259H117V255H118V257L120 258V257H122V256H119V254L121 253V251H107V253L104 255L103 254V256H105L104 258H103V256H102V254L100 253V255H99ZM109 253H110V255H109ZM119 253V254H118ZM187 253V255L188 256H185V255H183V254H186ZM192 253H196V254H198V256H194L195 258H193L192 257V263L189 261V259H188V257L189 256H191V255H195V254H192ZM222 253V254H221ZM238 253H241V252H239L238 251ZM246 253V254H247ZM31 254V255H30ZM40 254H41V256H42V254L43 255H46V256H44L45 257V259L43 258V256L40 258ZM51 254V255H50ZM57 254H58V252H57ZM60 253L58 254V256L60 257V255H61ZM178 256H177V255ZM244 254H245V252H244ZM245 254V255H246ZM7 255V256H6ZM52 255H53V257H52ZM69 255V256H70ZM120 255H122V253L120 254ZM209 255V254H208ZM212 255V254H211ZM210 255V256H211ZM219 255H221V257L219 256ZM230 255V256H229ZM248 255H246V257L248 256ZM51 256V257H50ZM62 255H61V257H63ZM94 256V257H95ZM107 256V257H108ZM180 256V257H179ZM212 256H214V255H212ZM212 256H211V258H209V261H207V259H206V262L204 261V263H201V264H212V262H211V260L210 259H212ZM16 257V258H15ZM55 257H57V256H55ZM73 256H70V260L69 261H71V258H72ZM75 257H73L74 259H75ZM80 257V258H79ZM110 257V258H111ZM205 257V258H204ZM2 258V259H1ZM3 258H5V259H3ZM19 258V259H18ZM33 258H34V260H33ZM36 258V259H35ZM72 258V259H73ZM81 259V262H79V259ZM84 258V262L82 261V259ZM106 258V259H105ZM109 258V257H108ZM123 258V257H122ZM121 258V259H122ZM190 259H191V257H189ZM247 258H249V257H247ZM8 259H9V262H8ZM17 259V260H16ZM51 259H50V261H51ZM55 259H57L58 260V258H55ZM54 259V261L57 263V261ZM63 259H64V257H63ZM62 259V260H63ZM73 259V260H74ZM114 258H113V261L111 260V262L113 263V264H115V262H114V260H115ZM194 259V260H193ZM215 259V258H214ZM226 259V261H224V260ZM233 261H232V260ZM254 259H256V262H255V260ZM14 260V261H13ZM86 260V261H85ZM123 260V259H122ZM223 260V261H222ZM16 261V262H15ZM36 261V262H35ZM47 261V262H46ZM58 261H60V260H58ZM68 261V262H69ZM78 261V262H77ZM115 261H117V260H115ZM118 261H120V259H118ZM196 261H199V262H196ZM242 261H244V260H240V261H238V263L237 264H241V262ZM253 261V262H252ZM13 262V263H12ZM32 262V263H31ZM52 262V261H51ZM64 262L65 263H62V264H66V262L67 261H65V259H64ZM74 262V261H73ZM72 261H71V263H73ZM89 262V261H88ZM96 262V261H95ZM210 262V263H209ZM231 262H229L228 261V263L229 264H232ZM53 263V262H52ZM51 263V264H52ZM61 263H59V264H61ZM70 263V262H69ZM111 263V264H112ZM117 263V262H116ZM118 263H123L122 261H120V262H118ZM117 263V264H118ZM246 263V262H245ZM50 264V263H49ZM54 264V263H53ZM58 264V263H57ZM95 264V263H94ZM97 264V263H96ZM99 264V263H98ZM234 264V263H233ZM236 264V263H235ZM247 264V263H246Z\"/></svg>","mask_w":264,"mask_h":264}]
</instances>
